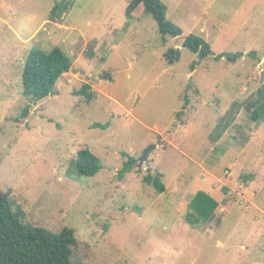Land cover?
Masks as SVG:
<instances>
[{
  "label": "rangeland",
  "instance_id": "rangeland-1",
  "mask_svg": "<svg viewBox=\"0 0 264 264\" xmlns=\"http://www.w3.org/2000/svg\"><path fill=\"white\" fill-rule=\"evenodd\" d=\"M68 1L50 20L54 0H0V190L13 211L24 224L70 229L103 264H264V120L245 109L264 71V0H160L182 30L165 40L150 15L126 20L127 0ZM189 34L214 55L243 56L199 60L181 46ZM55 47L73 64L54 94L32 102L24 61ZM83 84L89 103L73 94ZM233 103L234 124L213 143ZM152 145L147 172L137 159ZM83 148L100 160L91 177L70 165ZM125 154L135 167L119 182ZM154 173L162 193L142 182ZM198 191L219 205L211 222L190 225Z\"/></svg>",
  "mask_w": 264,
  "mask_h": 264
},
{
  "label": "trees",
  "instance_id": "trees-1",
  "mask_svg": "<svg viewBox=\"0 0 264 264\" xmlns=\"http://www.w3.org/2000/svg\"><path fill=\"white\" fill-rule=\"evenodd\" d=\"M54 3L49 13L50 20L59 18L68 9L71 2L54 0ZM142 14L152 17L163 40L166 37L176 38L182 35V30L167 20L166 7L160 0H127L124 9L126 20L138 19ZM181 46L195 54L199 60L212 58L214 61H219L221 58H225L227 62L233 63L243 56L241 52L214 55L205 40L192 34L183 38ZM168 54H174V51L169 50ZM247 56L253 60H259L255 51L249 52ZM170 62L172 61L170 60ZM72 64L73 57L57 47L49 51L30 49L22 68V95L32 102H37L54 94L57 80L70 70ZM194 65L195 63L191 65V69L194 68ZM101 76L105 79L110 78L107 74ZM73 94L83 98L86 103H89L95 96L88 84H83ZM247 103L245 109L249 113L250 120L253 122L263 121L264 88L259 87L255 96ZM186 106L187 99L184 98L182 110ZM235 106L236 104H233L229 112H232ZM26 110L27 108L24 109L25 112ZM227 115L222 118V120L225 119V123L220 127V132H223L228 125ZM107 127L108 123H95L91 126V128L100 129ZM124 157L126 160L116 175L119 182L127 181L128 174L135 167L136 159L126 154ZM70 165L77 175L84 177L95 175L101 168L100 160L86 148L77 151ZM160 177L159 173L146 174L142 182L153 186L158 193H162L164 186L160 182ZM9 192L0 190V264H103L89 252L83 243L74 237L70 229L64 228L59 233H53L22 223L19 214L14 212L11 207ZM218 205V202L208 193L198 191L187 204L188 212L185 222L190 225L198 221L211 222L215 218Z\"/></svg>",
  "mask_w": 264,
  "mask_h": 264
},
{
  "label": "water",
  "instance_id": "water-1",
  "mask_svg": "<svg viewBox=\"0 0 264 264\" xmlns=\"http://www.w3.org/2000/svg\"><path fill=\"white\" fill-rule=\"evenodd\" d=\"M175 55L177 56V51L175 52ZM259 68H261L260 66H259ZM263 79H264V71H260V73H259V84H260V88L261 89H263L264 88V86L262 85V81H263ZM154 146L152 145V146H150V147H148L146 150H144V152L142 153V155H141V157H139L138 159H137V167L139 168V167H141L142 166V164L146 167V171L148 172L149 171V169H148V164H147V162H146V156H147V154H148V152L153 148Z\"/></svg>",
  "mask_w": 264,
  "mask_h": 264
},
{
  "label": "crops",
  "instance_id": "crops-1",
  "mask_svg": "<svg viewBox=\"0 0 264 264\" xmlns=\"http://www.w3.org/2000/svg\"><path fill=\"white\" fill-rule=\"evenodd\" d=\"M186 36V35H185ZM233 104H235V103H233ZM233 104H232V106H233ZM231 106V107H232ZM237 112L236 111H232V112H229V111H227L224 115H223V117L226 115V114H228L227 115V120L226 121H228V126L226 127V129L223 131V132H220V133H218L217 135H215L212 139H213V143L215 142H218V140H220L221 138H222V135L224 134V132L231 126V125H233L234 124V120H235V114H236ZM216 127V126H215Z\"/></svg>",
  "mask_w": 264,
  "mask_h": 264
}]
</instances>
